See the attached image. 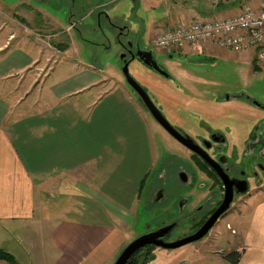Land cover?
Wrapping results in <instances>:
<instances>
[{"label":"crops","instance_id":"obj_1","mask_svg":"<svg viewBox=\"0 0 264 264\" xmlns=\"http://www.w3.org/2000/svg\"><path fill=\"white\" fill-rule=\"evenodd\" d=\"M263 1L227 0L214 7L209 0H131L123 16L129 21H123L124 36H119L136 33L139 41L133 44L149 49L166 29L233 17L246 6L259 11ZM29 3L49 19L37 20L30 32L54 41L39 39L37 47L25 32L22 39L13 32L2 36L0 26V94L8 85L16 99L26 97L19 103L10 95L0 96V248L14 264H114L125 245L140 236L132 229L138 218H147L146 207L156 204L150 199L162 174L158 165L163 157H155L152 150L146 110L104 68L81 57L80 44L71 34L77 20L69 19L68 27L62 28L65 10L55 15L41 4ZM101 5L90 7L80 20L94 15ZM213 47L222 49L203 43L173 53L190 60ZM244 53L249 62L256 56L255 49ZM232 99L213 103L224 106ZM255 108L264 113V108ZM256 119L248 127L252 131L241 153L264 159V114H256ZM213 133L237 146L226 131ZM225 152L240 157L228 146ZM257 165L262 179L257 175L255 186L219 219L225 230L219 228L216 241L224 253L193 247L187 251L189 263L182 264H230L224 256L231 252L239 254L237 264H264V165L255 162L252 170H258Z\"/></svg>","mask_w":264,"mask_h":264},{"label":"rangeland","instance_id":"obj_2","mask_svg":"<svg viewBox=\"0 0 264 264\" xmlns=\"http://www.w3.org/2000/svg\"><path fill=\"white\" fill-rule=\"evenodd\" d=\"M29 1L30 0H0V26H2V36H6L10 34V32H13L14 34H18V38L22 39L23 33L25 32L24 35L28 37L27 39H29V42L34 43L37 47H39V39L41 41L44 40L43 42L51 43V41H54L52 38L48 41L43 39L42 33L38 34L37 31L30 32V29L36 26L35 23L37 20L42 22L49 21V19L46 18L44 20L40 14H37L36 11L30 7V5L33 4L29 3ZM31 1L37 5L41 4L42 7H45L55 15L56 12L60 11L62 14L65 10V14L61 15L63 20L59 23V26L62 28L68 27L69 19L77 20V26L71 34L74 36V41L76 40L80 44L81 57L87 60L86 62L90 61L93 65L98 66V68H104L106 70L104 72L110 73L115 80H118L119 86L124 90L126 89L134 98L133 100L142 106L131 88L125 83L120 70V57L123 54V50L119 43H124L125 40L128 41L127 44H133V42L137 43L139 41L136 33L131 34L130 37H128L129 39L124 37L120 38L119 36L120 30L124 26L123 21L127 23L129 21L127 18L123 20V16L128 12L127 8L131 4V0H116L113 3H110L111 0H75L74 6L71 4L74 0H49V2L45 4L40 3L43 0ZM98 4L102 5L94 15L80 20L90 7ZM38 7L37 9H40ZM69 10H72V12H69ZM36 16H38L39 19H37ZM65 16L66 18L64 19ZM53 23L55 22L53 21ZM46 31L47 30L44 32ZM33 34H35V36H33ZM149 40L151 41V39ZM150 41L148 43H150ZM140 42L143 46L142 40ZM50 46L51 48L48 49L52 50L53 47L52 45ZM148 48L152 50L156 61L162 65L164 71L169 74L170 78L165 79L136 61L130 63L129 73L146 90L151 101L160 110L166 120L173 125V127H178L184 133L186 132L192 139H196L200 136H207L217 130L226 131L229 138L235 137L237 146H232L231 143L229 144L226 141L224 144L225 147H222V150L224 154L227 155L225 150L228 146V148L236 151V155L237 153L239 154L240 157L227 155L228 161L237 165L240 159L242 162L240 166L241 172H243L246 177L253 171L252 165L255 164V162H261V164L264 165V159H261L260 156L247 154L242 156L241 153V146L245 139H248L249 133L252 131V129H248V127L251 124H255L257 121L256 114H264L258 110L259 108H255V106L264 108V67L256 62L257 68H255L253 60L249 62L250 57L244 52L237 55L228 50L217 49L215 47L210 50H201L199 54L195 55L193 58L191 57L190 60V57L177 53L170 54L173 57L169 59V55H164L161 51L151 46V44ZM108 63L111 64L110 67H108ZM115 80H113V82H116ZM9 95L12 101L18 100L11 86L7 85L2 87L0 96L8 98ZM226 97H232L234 99L224 103V106H217L213 103L216 99L221 100ZM238 97L249 98L251 99V103L250 101ZM25 98L18 100L19 103ZM145 112L147 115L146 122L152 150L156 153L155 157L157 156L159 159L162 157L166 158L162 159V163L158 165L160 169L162 170L164 168L163 164L166 165V161L167 164L172 163L173 166L179 167L177 170L181 169V165H178L180 159H185L184 162L189 164L187 160L191 154L175 142L152 119L147 111ZM219 112H221V114H218V116L217 113ZM247 129L248 135H246ZM174 170H169L167 174V170L164 168L160 179H157L156 183L153 184V189L164 188V194H166V197H171V199L180 196H175V191H177V193L186 191V187H182L179 191L175 189L177 182L175 183L170 180V178L175 179ZM258 176L262 179L259 169ZM71 177L72 175L65 178ZM250 177H248L250 181L249 191L255 186V177ZM202 179L203 177L199 175L198 180ZM147 188H150V185H147ZM147 190L148 189L145 190V195ZM204 193H206L205 190L194 193V203H197ZM241 196L243 195L234 197L230 209L239 204L238 199ZM166 204L167 203L163 201L155 206L148 205V207H146L147 218L144 220L138 218L135 227L132 228L136 234H138L137 236H141V234L143 235L147 231V224L155 228L158 224H161L163 220L168 218L167 213H169V211L165 209ZM155 221L158 224H155ZM219 228L225 230L224 221L221 222L218 220L207 234V240L201 243L199 242L206 237L179 250L177 249L176 251L168 253L161 251L164 253V259L163 254H161L163 259L162 262H160V256L159 253H157L158 250H154L157 256L154 260L150 261L149 264H177L179 260L180 264L184 262L189 263V253L187 251L193 247L200 246H206L204 249L210 250L214 252V254L222 255L224 251H222L220 242L216 241ZM131 242L132 241H129L125 247Z\"/></svg>","mask_w":264,"mask_h":264},{"label":"flooded vegetation","instance_id":"obj_3","mask_svg":"<svg viewBox=\"0 0 264 264\" xmlns=\"http://www.w3.org/2000/svg\"><path fill=\"white\" fill-rule=\"evenodd\" d=\"M121 35L124 36V34H122V32L120 31V36ZM127 43L128 41L126 40L124 41V43H122L125 46L122 52L126 55L124 58L126 61L130 59L131 54L135 55L138 52V49H143V47L139 46L138 44H131V46L128 48ZM128 51L131 53H129ZM153 58L156 61L155 56H153ZM169 58H170V55H169ZM156 63L159 65V67H161L162 70H164L162 65H160L157 61ZM169 78L170 76H168L165 79H169ZM229 98H232V97H229ZM238 98L244 99V100L247 99V98L245 99V97H238ZM246 101H250L251 103V99L249 98ZM174 128L180 130L181 133L191 138L190 135L186 134V132L184 133L178 127H174ZM254 137H255V134H254ZM256 137H257V133H256ZM192 140L194 141L195 145H198V147L203 150L202 151L201 149L198 148V151H199L198 153L200 155L201 154L204 155L203 152H205L206 154H209L212 159L221 163L220 167H222L225 171H227L229 179L231 181L246 180L248 183H250L248 177L251 176L250 178L252 177H255V179L257 178L258 170H253L250 173V175H248L247 177L243 172H241L242 170L240 166L242 165V162L240 161V159L237 165H234L230 161H227L225 159V158H228V156L224 154V151L222 150V145L219 144L223 140V137L221 134L219 133L216 134L212 132L207 136H200ZM179 145L183 147L181 144ZM183 148L191 154V156L187 160L189 164H186L184 162L185 159L178 158L180 159L179 164H178V165H181L180 170H177V168L179 167L173 166L172 163L167 164V161H166V165L165 164L163 165L167 171L171 169L172 170L176 169L175 179L170 178V180L174 181L175 183L177 182L175 189L179 191L182 189V187H186V191L185 192L183 191L180 193H177V191H175V196L176 195H180V196L171 199V197L169 196L166 197V194H164V188H161V189L156 188V190L152 191L154 192V194L152 198L150 199L152 204L154 203L158 204L160 202L165 201L167 203L165 205L166 206L165 209L169 211V213H167L168 218L166 220H163V222H161V224H158V226H156L155 228H152V226H150V228H148L144 234L153 232L157 229L171 227L170 231L168 232V235L165 236L166 239L163 238V241L166 243H172V242L174 243L188 236H191L195 232H197L203 226V224L207 221V219L211 217V215L216 211V209L219 207V205L221 204L224 198V187L214 170V169H219V168L217 166L214 167L212 164H208L206 161H203L200 158V155L194 154L193 152H191L185 147ZM219 148L221 149V151L218 152L217 149ZM262 154L264 155V152H262ZM162 159H165V157H163ZM256 167L259 169L260 166L257 165ZM199 175L203 177L202 180H198ZM213 176L216 177L215 180ZM249 188H250V184H249ZM201 190H205L206 193H204L203 197L197 203H194V198H195L194 193L201 192ZM233 190H234L233 191L234 196H236V188L234 187ZM173 217H176V218H173ZM188 245H191V244H188ZM183 247H180L177 249L179 250ZM156 249L158 250L157 252L159 254H163V258H164L163 252L168 253V252L177 250V249H171V250L161 249V248H155L153 246H147L137 251L138 254L135 253L134 256L137 257V260L140 262L139 264H149L151 259L155 258L157 255V254L156 255L154 254V250Z\"/></svg>","mask_w":264,"mask_h":264},{"label":"water","instance_id":"obj_4","mask_svg":"<svg viewBox=\"0 0 264 264\" xmlns=\"http://www.w3.org/2000/svg\"><path fill=\"white\" fill-rule=\"evenodd\" d=\"M122 50L124 49V45L119 43ZM131 44H127L129 48ZM129 52V51H128ZM131 53V52H129ZM125 54L123 53L120 57L121 64V73L125 83L131 88L133 93L136 95L139 103L143 106V108L150 114L152 119L175 141L181 144L183 147L187 148L194 154L200 155L198 152V145L194 144V141L181 133L180 130L174 128L162 115L160 110L154 105L151 101L150 97L148 96L146 90L130 75L129 73V65L132 61H136L147 67L150 71L167 78L169 75L166 71L162 70L161 67L156 63L153 58V52L150 49H138V52L133 55L131 54L130 59L126 61ZM218 144V143H216ZM220 145L225 144V139L223 138L222 142L219 143ZM201 149V148H199ZM202 150V149H201ZM218 152L221 149H217ZM203 151V150H202ZM200 155V158L203 161H206L208 164H212L214 167L217 166L219 169H214L218 178L222 182L224 187V198L216 209V211L207 219V221L203 224V226L195 232L193 235L188 236L184 239H181L176 242L166 243L163 241V238L168 235L171 227H166L163 229H157L153 232H149L137 237L131 243H129L123 251L120 253L118 258L115 260L114 264H126L128 260L139 250L143 249L147 246H153L155 248L161 249H177L188 244L195 243L203 239L213 228L215 223L221 218L223 214H225L234 200V187L236 188V196L244 195L249 190V183L246 180H233L229 179L227 171H225L221 166L220 162L215 161L210 157L209 154L203 152ZM228 161V158H225ZM234 186V187H233ZM166 239V238H165Z\"/></svg>","mask_w":264,"mask_h":264},{"label":"built area","instance_id":"obj_5","mask_svg":"<svg viewBox=\"0 0 264 264\" xmlns=\"http://www.w3.org/2000/svg\"><path fill=\"white\" fill-rule=\"evenodd\" d=\"M225 1L209 0V3L215 7ZM203 43H215L236 54L255 49L257 63L264 67V1L259 11L246 6L233 17L209 22L194 21L166 29L154 38L153 47L173 53L186 46L194 48Z\"/></svg>","mask_w":264,"mask_h":264},{"label":"trees","instance_id":"obj_6","mask_svg":"<svg viewBox=\"0 0 264 264\" xmlns=\"http://www.w3.org/2000/svg\"><path fill=\"white\" fill-rule=\"evenodd\" d=\"M48 2H49V0H43L40 3L45 4V3H48ZM71 4H72V6H74L73 3H71ZM256 62H257V60H256V58H254L253 65H254L255 68H257L256 67ZM259 145H261V148L263 147V143L259 142ZM213 178H214V180L216 179L215 176H213ZM136 254H138V252H136ZM239 258H240V256H239V254L237 252H231V253H229V254L224 256V259L230 264H237ZM0 261L6 262V263H9V264H14L13 257L9 253H7L5 250H3L2 248H0ZM139 263L140 262L137 260V257L133 255L128 260V262L126 264H139Z\"/></svg>","mask_w":264,"mask_h":264}]
</instances>
